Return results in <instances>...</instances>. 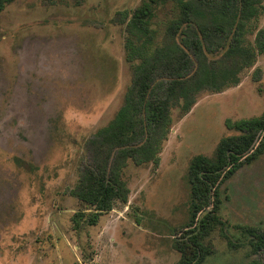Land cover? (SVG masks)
I'll list each match as a JSON object with an SVG mask.
<instances>
[{"label":"rangeland","instance_id":"1","mask_svg":"<svg viewBox=\"0 0 264 264\" xmlns=\"http://www.w3.org/2000/svg\"><path fill=\"white\" fill-rule=\"evenodd\" d=\"M142 1L15 0L0 13V264H177L175 243L186 241L190 223L191 160L237 135L227 119L264 113L261 55L239 85L200 93L189 113L174 108L159 165L128 162L127 202L75 229V214L87 208L70 192L91 163L88 141L133 84L138 61L126 58V26ZM201 1L215 8L220 0ZM172 6L157 8L153 27ZM221 200L223 229L204 239L211 253L203 264L264 263L241 229L264 232V154L222 185Z\"/></svg>","mask_w":264,"mask_h":264},{"label":"trees","instance_id":"2","mask_svg":"<svg viewBox=\"0 0 264 264\" xmlns=\"http://www.w3.org/2000/svg\"><path fill=\"white\" fill-rule=\"evenodd\" d=\"M14 1L0 0V13ZM166 1L143 0L127 21L126 58L138 61L133 84L115 118L88 141L91 163L70 192L87 208L75 214V229L81 223L96 225L117 201L127 202L123 171L128 162L159 165L174 108L189 113L200 93L239 85L243 73L264 55V29L257 27L263 0H220L215 8H205L201 0H171L174 14L153 27L156 10ZM254 33L250 42L247 37ZM218 51L223 52L216 60L208 57ZM260 73L254 70L255 82L261 80ZM225 127L237 135L221 139L212 157L197 155L189 165L190 223L186 241L175 243L181 254L177 264H203L211 253L204 239L223 229L218 216L222 185L264 154V113L227 119ZM241 229L251 237L254 251L264 250V232ZM249 264L264 263L254 259Z\"/></svg>","mask_w":264,"mask_h":264},{"label":"flooded vegetation","instance_id":"3","mask_svg":"<svg viewBox=\"0 0 264 264\" xmlns=\"http://www.w3.org/2000/svg\"><path fill=\"white\" fill-rule=\"evenodd\" d=\"M8 5H9V4H8ZM8 5H7V6H8ZM5 8H6V7H5ZM3 11H4V10H3ZM3 11H2V12H3Z\"/></svg>","mask_w":264,"mask_h":264}]
</instances>
